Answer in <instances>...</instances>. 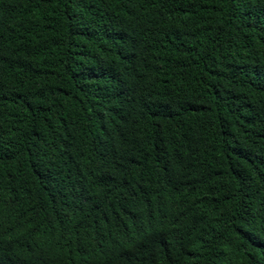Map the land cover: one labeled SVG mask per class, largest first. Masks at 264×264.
Returning <instances> with one entry per match:
<instances>
[{"label":"trees","instance_id":"obj_1","mask_svg":"<svg viewBox=\"0 0 264 264\" xmlns=\"http://www.w3.org/2000/svg\"><path fill=\"white\" fill-rule=\"evenodd\" d=\"M0 264H264V0H0Z\"/></svg>","mask_w":264,"mask_h":264}]
</instances>
